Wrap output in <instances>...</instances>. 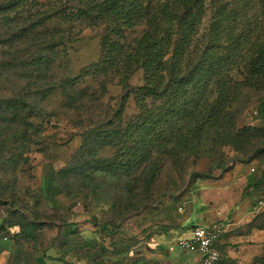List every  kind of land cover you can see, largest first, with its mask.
Here are the masks:
<instances>
[{
  "label": "rangeland",
  "instance_id": "374dc122",
  "mask_svg": "<svg viewBox=\"0 0 264 264\" xmlns=\"http://www.w3.org/2000/svg\"><path fill=\"white\" fill-rule=\"evenodd\" d=\"M29 1L0 16V219L7 209L16 208L38 220L41 249L59 244L71 223L74 233L66 236L73 248L93 241L98 249L130 244L140 253L151 239L190 232V219L206 210L221 216L247 202L264 225V153L259 152L264 149V91L248 68L264 44L263 0H205L204 15L182 62L188 60L187 68L207 58L206 51L229 57L224 79H215L206 93H198L200 110L190 116L191 126L205 120L207 131L193 139L184 130L186 123L169 117L164 125L173 128L167 132L173 139L158 142L161 148L150 149L142 166L128 170L122 169L128 155L121 156L120 140L106 142L100 134L139 123L160 99L140 95L142 69H103L104 26L59 16L40 19L59 8L71 13L83 0ZM171 24L175 45L182 28L176 24L174 32ZM149 29L146 21L125 29L122 43L132 49ZM49 56L52 64L42 67L41 58ZM45 90L51 91L42 100ZM19 100L27 103L20 114L2 110ZM208 111L218 116L209 112V122L207 114L202 118ZM17 130H23L28 151L14 163L9 156L20 146L13 136ZM176 135L189 146L197 145L190 149L174 143ZM48 173L70 197L65 209L49 207L39 195ZM94 187L108 201L105 208L96 209L104 198L92 195ZM72 201L75 206L68 207ZM103 224L105 232L99 229ZM17 249L15 256L0 252V264H36L30 241ZM93 259L95 264L110 262L100 251Z\"/></svg>",
  "mask_w": 264,
  "mask_h": 264
},
{
  "label": "trees",
  "instance_id": "16d2710c",
  "mask_svg": "<svg viewBox=\"0 0 264 264\" xmlns=\"http://www.w3.org/2000/svg\"><path fill=\"white\" fill-rule=\"evenodd\" d=\"M21 3L28 4V0H0V16H4L3 11L18 7ZM79 7H73L72 12L61 8L52 12H45L43 21H50L59 16L60 19L72 22L82 20L89 23V27L99 28L104 26L106 34L103 36V47L106 51L104 58V70H116L122 73H130L133 66L142 69L144 75V85L140 87V95L144 98L151 97L160 99V103L154 111L159 112V117L154 116V111H145L146 116L137 124L127 126L123 131H117L116 128L108 130L105 134H100L104 141L115 142L120 140L124 150L121 152L128 156L121 162L122 169L128 170L137 166H142L144 160L151 155L150 149L158 150L161 145L158 142H167L172 140L168 138L167 132L171 131L169 126L164 125L169 117H179L186 123L184 130L190 133L193 139L198 138L200 134L207 131L203 120L200 126H191L195 110H200L201 99L198 93L203 95L215 79H224V70L229 65V57L223 58L217 56L214 52L206 51L204 60L196 63L183 64L185 51L191 43L192 35L195 33L198 24L205 12V0H83ZM264 6V0H263ZM43 14V13H41ZM3 20V18H1ZM146 21L150 27L140 40H137L136 46L132 49L125 47L122 41H125L124 30L131 29L139 22ZM174 23V32L179 24L182 28V37L180 41L172 44V30ZM177 24V25H176ZM172 25V26H168ZM61 39V36H57ZM45 38V37H44ZM43 38V39H44ZM172 56L168 57L171 47ZM131 50V51H130ZM53 62L52 57L41 58V66L47 68ZM249 72L259 81L264 91V44L260 45L256 51L255 57L248 64ZM183 73V74H182ZM66 83L69 84V81ZM67 85V84H66ZM65 89V87H64ZM48 91L42 97L47 98ZM223 92V91H222ZM221 92V93H222ZM70 99V98H68ZM10 106H3L2 110L11 109V113L20 114L21 109L26 108L27 103L19 100V103H10ZM209 112L218 116L217 112L208 111L203 114L207 121L213 119ZM26 113V111L22 112ZM25 123V122H24ZM172 132V131H171ZM173 133V132H172ZM13 136L20 140L14 152L9 156V161L16 162L21 159L28 151L25 140V134L20 130L14 131ZM130 142V143H128ZM179 143L185 148L193 149L197 144L189 146L182 135H176L174 143ZM259 152L264 153V149ZM4 162V161H3ZM92 195L103 199L101 191L93 188ZM45 203L58 210L65 209V202L69 200L60 189L57 180L50 173L42 177V183L39 194ZM1 200V197H0ZM76 201L68 204L75 206ZM108 201L104 198L103 202H98L96 209L105 208ZM41 223L29 218L25 212L7 209L4 218L0 219V252L8 251L12 256L19 251V246L24 240L33 244V255L36 264H46V261H54L59 264H95L93 258L97 252L107 254L110 259L108 264H140L137 258L138 246L130 244H119L114 248L101 246L97 248V243L86 241L83 245L73 248L67 243V234L74 233L72 227L74 224L68 223V230L64 238L60 235L59 244H54L49 248L41 249L37 247V229ZM106 224L99 226L103 232L106 231ZM194 229V228H193ZM264 231V225L261 216L253 218L249 225V230ZM111 234H115L111 230ZM113 236V235H112ZM5 243V244H4ZM6 245H8L6 247ZM37 252L40 255H37ZM115 259V260H114ZM253 264H264V253L256 258Z\"/></svg>",
  "mask_w": 264,
  "mask_h": 264
},
{
  "label": "crops",
  "instance_id": "0c3cea01",
  "mask_svg": "<svg viewBox=\"0 0 264 264\" xmlns=\"http://www.w3.org/2000/svg\"><path fill=\"white\" fill-rule=\"evenodd\" d=\"M255 214L256 210L246 202L221 216L206 210L190 219L189 223L192 229L197 226L223 228L224 232L217 244L220 253L218 264H253L264 253V231L249 230ZM191 231L175 234L173 239L160 237L156 241L151 239V242H146L145 251H139L137 255L140 264H198L200 257L179 245V241L191 238ZM47 262L50 264L54 261Z\"/></svg>",
  "mask_w": 264,
  "mask_h": 264
},
{
  "label": "built area",
  "instance_id": "2783aa9c",
  "mask_svg": "<svg viewBox=\"0 0 264 264\" xmlns=\"http://www.w3.org/2000/svg\"><path fill=\"white\" fill-rule=\"evenodd\" d=\"M224 230L222 227H201L197 226L191 231V238L179 241V245L194 254L200 259L198 264H218L220 253L217 244Z\"/></svg>",
  "mask_w": 264,
  "mask_h": 264
}]
</instances>
